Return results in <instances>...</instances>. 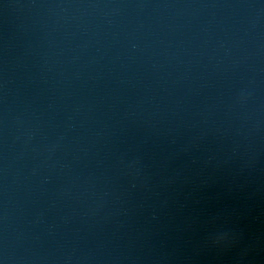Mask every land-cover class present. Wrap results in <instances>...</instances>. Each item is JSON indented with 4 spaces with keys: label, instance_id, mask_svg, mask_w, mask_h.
<instances>
[{
    "label": "water",
    "instance_id": "95a60500",
    "mask_svg": "<svg viewBox=\"0 0 264 264\" xmlns=\"http://www.w3.org/2000/svg\"><path fill=\"white\" fill-rule=\"evenodd\" d=\"M0 264H264V0H0Z\"/></svg>",
    "mask_w": 264,
    "mask_h": 264
}]
</instances>
